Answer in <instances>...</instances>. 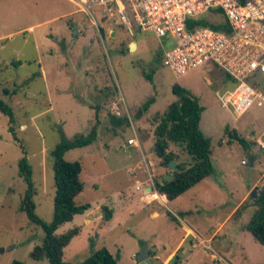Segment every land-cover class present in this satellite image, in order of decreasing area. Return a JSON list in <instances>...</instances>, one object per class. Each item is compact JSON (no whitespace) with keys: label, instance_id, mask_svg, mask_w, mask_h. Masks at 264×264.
Returning <instances> with one entry per match:
<instances>
[{"label":"rangeland","instance_id":"rangeland-1","mask_svg":"<svg viewBox=\"0 0 264 264\" xmlns=\"http://www.w3.org/2000/svg\"><path fill=\"white\" fill-rule=\"evenodd\" d=\"M92 15L69 0H0V100L14 117L10 130L0 112V264H49L29 256L43 232L19 209L26 190L20 160L31 167L35 214L50 223L51 152L93 127L95 143L64 154L82 167L84 187L75 202L91 206L56 231L79 229L64 248V262L80 263L105 248L117 264H139L137 255L147 246L150 264H264V246L243 229L255 209L251 193L264 186V151L257 143L264 139V104L256 100L235 118L215 97L230 85L224 72L206 64L175 77L162 64L161 45L171 47V40L151 33L130 36L123 27L102 22L98 10ZM132 42L136 48L130 51ZM173 85L203 108L199 126L211 141L213 172L152 218L139 200L153 181L173 172L156 156L154 136L158 117L178 99ZM129 139L136 145L127 144ZM168 152L176 166L191 163L178 145L169 144ZM187 227L198 234L216 231L209 249L195 236L185 237Z\"/></svg>","mask_w":264,"mask_h":264},{"label":"built area","instance_id":"built-area-1","mask_svg":"<svg viewBox=\"0 0 264 264\" xmlns=\"http://www.w3.org/2000/svg\"><path fill=\"white\" fill-rule=\"evenodd\" d=\"M79 11L102 22L123 27L132 36L151 33L169 39L162 47V64L182 77L206 64L225 73L230 85L215 93L221 108L235 118L256 100L264 104V0H69ZM204 15L223 19L229 33L209 27H190L188 21ZM264 151V139L257 141ZM129 145L136 140L129 139ZM245 164L244 161L241 162Z\"/></svg>","mask_w":264,"mask_h":264},{"label":"trees","instance_id":"trees-1","mask_svg":"<svg viewBox=\"0 0 264 264\" xmlns=\"http://www.w3.org/2000/svg\"><path fill=\"white\" fill-rule=\"evenodd\" d=\"M210 15H204L194 20L188 21L190 27H209L215 31L229 33L225 20H210ZM99 33L103 35V30ZM21 64V63H19ZM151 82V77L148 76ZM172 93L178 99L172 102L167 109L158 117V124L154 130L156 146L164 153L169 144L178 145L183 148L190 157L191 163L184 167L178 164V173L170 181H153V188L158 194H162L168 201H174L186 191L199 184L213 172L211 161V141L206 138L200 130V119L203 108L197 98L188 93L185 89L173 85ZM153 103V99L148 100L144 105V110ZM0 112L9 119V129L12 130L13 112L11 108L0 100ZM118 125L122 120L113 118ZM240 145L247 148L246 142L236 136L231 135ZM97 139L96 128L93 127L86 135H79L71 140H62L51 152L53 159V181L54 200L53 216L50 223L42 221L35 214L34 196L36 190L32 182V171L25 159L19 162V177L26 185V190L20 201L19 209L24 212L28 221L43 232L42 243L30 252L32 260L41 261L46 259L49 264H72L63 261L64 248L67 247L73 238L78 236L79 229L72 228L62 234H56L59 227L72 222L74 216L82 215L91 206L89 204H77L75 198L83 191V183L80 180L82 173L81 164L77 161L69 162L64 160V154L72 149L83 148L95 143ZM174 154L168 152L163 159V165L174 160ZM255 208L249 221L243 229L249 233L253 239L264 246V186L252 200ZM111 217L110 212L106 215V220ZM17 264V263H14ZM77 264H117V260L105 248L91 253L85 260Z\"/></svg>","mask_w":264,"mask_h":264},{"label":"crops","instance_id":"crops-1","mask_svg":"<svg viewBox=\"0 0 264 264\" xmlns=\"http://www.w3.org/2000/svg\"><path fill=\"white\" fill-rule=\"evenodd\" d=\"M254 187V184L250 187V190ZM146 195L145 196H140V200L139 202L143 203L144 208H147L150 214V217L154 218L157 216V209L160 206L165 205V203H163L161 200L155 199V195H158L160 197H164L166 203L170 202L166 199V197L162 194H158L154 188H150V191L148 190V188L145 189ZM152 206L154 208H152ZM186 232H185V237L186 236H195L196 239H198L200 241V244L206 246L205 249H209L210 247V243L213 241L214 237L216 236V231H214L213 233H204V234H198L195 231H193L190 227L185 228ZM184 239V237L182 238V240L180 242H182ZM176 252V249L172 250L170 253H168V256L173 255V253Z\"/></svg>","mask_w":264,"mask_h":264},{"label":"water","instance_id":"water-1","mask_svg":"<svg viewBox=\"0 0 264 264\" xmlns=\"http://www.w3.org/2000/svg\"><path fill=\"white\" fill-rule=\"evenodd\" d=\"M74 33H76V31H74ZM112 36H114V33L112 34ZM135 48H136V43L132 42V43L129 44V50L130 51L134 50ZM155 153H156V156L158 158H160V159H162L165 156V153L159 147H155ZM175 164H176V161H174V160L169 161L167 163L168 168L172 169L173 172H172L171 175H168L165 178V181H170L172 179V177L175 176L178 173L179 170H178V168H177V166ZM252 165H253V160L250 159L249 163H248V166L251 167ZM148 190L150 191V188H148ZM251 198L252 199L256 198V193L255 192L251 193ZM137 262L139 264H150L147 246H143L142 247L141 251L137 255Z\"/></svg>","mask_w":264,"mask_h":264},{"label":"bare ground","instance_id":"bare-ground-1","mask_svg":"<svg viewBox=\"0 0 264 264\" xmlns=\"http://www.w3.org/2000/svg\"><path fill=\"white\" fill-rule=\"evenodd\" d=\"M154 198H155V199H158V200H161L163 203H166L164 197H160V196H158V195H155Z\"/></svg>","mask_w":264,"mask_h":264}]
</instances>
